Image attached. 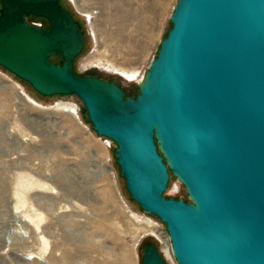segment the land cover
<instances>
[{
    "label": "water",
    "instance_id": "95a60500",
    "mask_svg": "<svg viewBox=\"0 0 264 264\" xmlns=\"http://www.w3.org/2000/svg\"><path fill=\"white\" fill-rule=\"evenodd\" d=\"M170 24L130 97L75 74L85 36L60 0H0V67L42 96L81 100L177 264H264V0H177ZM170 174L189 203L164 196ZM142 264L168 263L151 243Z\"/></svg>",
    "mask_w": 264,
    "mask_h": 264
},
{
    "label": "rangeland",
    "instance_id": "374dc122",
    "mask_svg": "<svg viewBox=\"0 0 264 264\" xmlns=\"http://www.w3.org/2000/svg\"><path fill=\"white\" fill-rule=\"evenodd\" d=\"M61 2L85 33L77 74L100 75L136 94L177 0ZM83 107L73 95L42 96L0 67V264H142L150 243L177 264L165 224L132 200L115 143L98 137ZM164 196L187 193L171 175Z\"/></svg>",
    "mask_w": 264,
    "mask_h": 264
},
{
    "label": "trees",
    "instance_id": "16d2710c",
    "mask_svg": "<svg viewBox=\"0 0 264 264\" xmlns=\"http://www.w3.org/2000/svg\"><path fill=\"white\" fill-rule=\"evenodd\" d=\"M60 3L62 4V2H61V0H60ZM63 6V5H62ZM64 7V6H63ZM65 8V7H64ZM66 9V8H65ZM67 10V9H66ZM31 19H37V18H35V17H29V20H31ZM39 20H43V19H39ZM44 22H45V27H48L49 26V24H48V22L47 21H45V20H43ZM81 30H82V32H83V34H84V36H85V33H84V31H83V29L81 28ZM167 36V35H166ZM81 55V54H80ZM79 55V56H80ZM78 56V57H79ZM57 57H60V61H58V62H56V64H62L63 62H64V59L60 56V55H58V56H54V57H51L50 58V60L52 61V62H54L53 60L55 59V58H57ZM77 57V58H78ZM76 58V59H77ZM76 59H75V61H76ZM75 61H74V64H75ZM55 63V62H54ZM74 72H75V74H77V72H76V70H75V68H74ZM78 75V74H77ZM120 84V83H119ZM126 92V91H125ZM139 93V90L137 91V93L136 94H138ZM136 94H133V95H131L132 97L133 96H135ZM126 96H130L127 92H126ZM84 114V113H83ZM84 116H85V118H86V122L88 123V124H90V126H91V128H92V124L89 122V120H88V116H87V114H84ZM170 176H171V174H170ZM177 199H179V198H177ZM186 202H190V200H189V198H188V196H186V198L184 199ZM151 244V243H150ZM155 244H157L158 245V243H155ZM147 245H149V244H147ZM146 245V246H147ZM145 246V247H146ZM144 247V248H145ZM141 261H142V258H141Z\"/></svg>",
    "mask_w": 264,
    "mask_h": 264
},
{
    "label": "bare ground",
    "instance_id": "6f19581e",
    "mask_svg": "<svg viewBox=\"0 0 264 264\" xmlns=\"http://www.w3.org/2000/svg\"><path fill=\"white\" fill-rule=\"evenodd\" d=\"M76 5L77 6H79L80 7V3L78 4V2L76 1ZM83 8V7H82ZM81 9V8H80ZM96 62H93V61H90L87 65L88 66H92V65H94ZM98 63H101V61H98ZM112 67L114 68V69H116V67H114L113 65H112ZM59 110H62V111H65V110H67V107L66 106H63V107H61V108H59ZM148 229H149V231H151L152 233H155V235L156 234H158V235H163V233L160 231V230H157L154 226H152V225H149L148 226Z\"/></svg>",
    "mask_w": 264,
    "mask_h": 264
},
{
    "label": "built area",
    "instance_id": "2783aa9c",
    "mask_svg": "<svg viewBox=\"0 0 264 264\" xmlns=\"http://www.w3.org/2000/svg\"><path fill=\"white\" fill-rule=\"evenodd\" d=\"M43 21V20H41ZM30 23L33 25V26H36L38 28H44L43 25L41 23H38V22H34L32 20H30Z\"/></svg>",
    "mask_w": 264,
    "mask_h": 264
},
{
    "label": "flooded vegetation",
    "instance_id": "af4514ba",
    "mask_svg": "<svg viewBox=\"0 0 264 264\" xmlns=\"http://www.w3.org/2000/svg\"><path fill=\"white\" fill-rule=\"evenodd\" d=\"M88 76H95V77H99L101 79H104L103 77H101L100 75H88ZM104 80H107V81H112V80H109V79H104Z\"/></svg>",
    "mask_w": 264,
    "mask_h": 264
}]
</instances>
